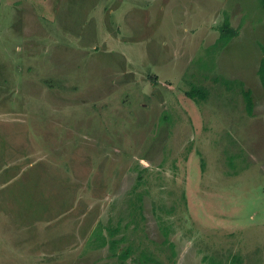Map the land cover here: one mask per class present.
Returning <instances> with one entry per match:
<instances>
[{
	"label": "rangeland",
	"instance_id": "374dc122",
	"mask_svg": "<svg viewBox=\"0 0 264 264\" xmlns=\"http://www.w3.org/2000/svg\"><path fill=\"white\" fill-rule=\"evenodd\" d=\"M263 58L261 0H0V264H264Z\"/></svg>",
	"mask_w": 264,
	"mask_h": 264
},
{
	"label": "trees",
	"instance_id": "16d2710c",
	"mask_svg": "<svg viewBox=\"0 0 264 264\" xmlns=\"http://www.w3.org/2000/svg\"><path fill=\"white\" fill-rule=\"evenodd\" d=\"M261 2L264 5V0H261ZM220 30H221L220 36H219L218 40L232 39V37L237 34V30L233 26L230 25L228 19L224 20V23L221 25ZM258 73H260L261 81H262L263 88H264V58L261 60V64H260V67L258 69ZM186 92L191 97H197V96H200L202 98L206 97L202 88L195 86V85L191 86L190 90H188ZM245 99H246L247 111H249L251 113L253 110V100L251 97L250 90L245 91ZM122 256L127 257L128 252H123Z\"/></svg>",
	"mask_w": 264,
	"mask_h": 264
}]
</instances>
